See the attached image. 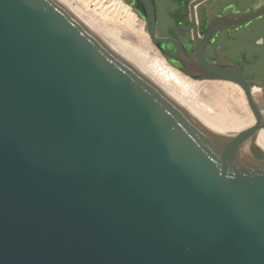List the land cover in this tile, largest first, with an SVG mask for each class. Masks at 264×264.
I'll list each match as a JSON object with an SVG mask.
<instances>
[{
	"label": "water",
	"instance_id": "water-1",
	"mask_svg": "<svg viewBox=\"0 0 264 264\" xmlns=\"http://www.w3.org/2000/svg\"><path fill=\"white\" fill-rule=\"evenodd\" d=\"M152 45L196 80H230L253 121L227 132L189 112L58 0H0V264H264V110L204 49L264 15L208 11L191 50Z\"/></svg>",
	"mask_w": 264,
	"mask_h": 264
},
{
	"label": "bare ground",
	"instance_id": "bare-ground-1",
	"mask_svg": "<svg viewBox=\"0 0 264 264\" xmlns=\"http://www.w3.org/2000/svg\"><path fill=\"white\" fill-rule=\"evenodd\" d=\"M58 1L198 119L230 133L246 127L253 121V119H249L253 115L239 86L221 80L192 79L167 63L152 45L148 35L142 29L133 27L135 14L130 12L129 5L117 0H109L108 2L109 8L124 18L120 28L125 33H131L135 40L140 43L141 48L133 46L119 31L115 32L113 29L103 28L87 9L72 5L70 0ZM177 81L183 85L186 83L185 85L189 86V89L197 90L202 97L201 100L187 96L176 84ZM195 90H191V92H196ZM259 141L264 147V134L260 136Z\"/></svg>",
	"mask_w": 264,
	"mask_h": 264
},
{
	"label": "flooded vegetation",
	"instance_id": "flooded-vegetation-1",
	"mask_svg": "<svg viewBox=\"0 0 264 264\" xmlns=\"http://www.w3.org/2000/svg\"><path fill=\"white\" fill-rule=\"evenodd\" d=\"M122 1L131 2V0ZM155 1L157 35L163 38L180 37L182 43L190 50L194 48L196 35L200 38L205 31L208 11L222 16L229 7L233 6L235 10L243 12L259 2V0ZM204 58L211 63L224 59L238 68L248 81L256 102L264 110V15L252 20L246 26L233 30L220 29L205 47ZM221 81L239 86L230 80Z\"/></svg>",
	"mask_w": 264,
	"mask_h": 264
},
{
	"label": "rangeland",
	"instance_id": "rangeland-1",
	"mask_svg": "<svg viewBox=\"0 0 264 264\" xmlns=\"http://www.w3.org/2000/svg\"><path fill=\"white\" fill-rule=\"evenodd\" d=\"M70 1L72 2V5H77L81 8L83 7L84 9H87V11L89 13H91L97 19L98 23L103 28L113 29L115 32L119 31V33L121 35H125V38L127 39V41H129L131 44H133V46L138 47V48L142 47L140 45V43H138L135 40V38L131 35V33L130 34L125 33L122 30V28H120V25L122 24L121 21H123L124 18L118 12H113L109 8V6H108L109 0H70ZM117 1L128 5V3L123 2L122 0H117ZM130 12L135 14L133 27L136 29H140V30L142 29V31L145 32V34H147L146 29H145V23H144L143 19H141L131 8H130ZM177 82H176V84L186 93L187 96L201 100L202 97L197 90L191 89V88L189 89V86L185 85L186 83L184 84L186 86L185 87L183 85V83H181L180 81H177ZM191 90H195L196 92H193V91L191 92ZM195 95L196 96L198 95V97H195Z\"/></svg>",
	"mask_w": 264,
	"mask_h": 264
}]
</instances>
